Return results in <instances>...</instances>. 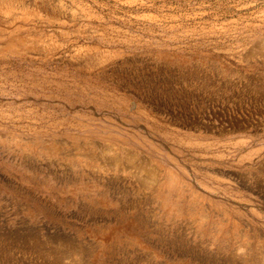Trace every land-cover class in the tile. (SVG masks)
<instances>
[{"label":"rangeland","instance_id":"374dc122","mask_svg":"<svg viewBox=\"0 0 264 264\" xmlns=\"http://www.w3.org/2000/svg\"><path fill=\"white\" fill-rule=\"evenodd\" d=\"M70 261L264 264V0H0V264Z\"/></svg>","mask_w":264,"mask_h":264},{"label":"bare ground","instance_id":"6f19581e","mask_svg":"<svg viewBox=\"0 0 264 264\" xmlns=\"http://www.w3.org/2000/svg\"><path fill=\"white\" fill-rule=\"evenodd\" d=\"M8 10H10V7L6 9V11ZM30 146L33 145L30 144ZM127 155V159L132 163L133 168H135V171L139 174L140 177L155 175L157 174L158 170L163 171V175L160 177V179L157 180L158 186L156 187L155 193L162 203L161 207L166 208V214H171L174 212L173 214H175L176 216L187 213L189 216L197 220L198 224L201 225L204 229L207 228L209 224H215V226L212 225L214 228L218 227L220 230H222L221 226L223 225V223L221 221V217L224 218V211H221V217H215L217 219L213 217L210 218L209 211L203 204L204 197L201 194L197 193L194 189H192L189 183L181 176H179L177 173H172L163 168L159 169L151 166L150 164L147 165L143 159L135 156L134 154L127 153ZM89 159L91 160V162L97 161L93 156H89ZM109 159L111 162H117V158L115 156H111ZM111 200H115V197L113 196ZM240 238L244 242L247 239V235L242 234ZM69 263L77 264L76 261H70Z\"/></svg>","mask_w":264,"mask_h":264}]
</instances>
